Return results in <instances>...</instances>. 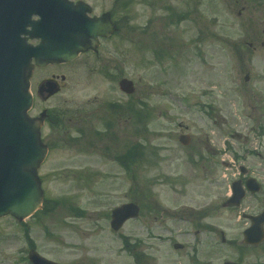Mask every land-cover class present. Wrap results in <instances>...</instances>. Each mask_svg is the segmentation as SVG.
<instances>
[{"label":"rangeland","instance_id":"obj_1","mask_svg":"<svg viewBox=\"0 0 264 264\" xmlns=\"http://www.w3.org/2000/svg\"><path fill=\"white\" fill-rule=\"evenodd\" d=\"M121 1H128L127 10L122 7L119 12L129 16L126 27L105 41L101 55L92 59L97 64L103 52H115V83L100 70L92 74L83 57L67 65H50L41 76L62 72L66 87L41 105L77 111L80 104L97 100L101 107L93 123L102 129V116L107 114L103 105L109 99L127 100L138 110L142 102L151 111L149 126L142 131L134 119L117 124V132L132 134L118 139L116 152L147 137L151 142L146 159L135 160L124 170L98 145L86 152L75 143L50 145L39 173L48 200L25 226L9 215L0 218V264H30L25 227L31 245L60 264H136L135 253L145 256L140 264L226 259L264 264V243L242 247V231L249 221L241 217L242 212L253 214L264 207V0ZM123 74L134 81L130 99L118 89ZM182 131L191 137L187 148L177 140ZM159 143L179 147L169 155L172 158L164 159L150 151ZM239 164L250 169L261 191L247 195L238 207H223L231 183L241 177ZM163 170L166 174L176 170L188 182L184 187L162 185L156 179ZM148 200L174 209L207 210L201 222L210 230L194 235V217L162 225L155 209L146 210ZM54 201L58 203L53 205ZM130 201L139 204V216L113 231L111 210ZM175 241L185 247L174 249Z\"/></svg>","mask_w":264,"mask_h":264},{"label":"water","instance_id":"obj_2","mask_svg":"<svg viewBox=\"0 0 264 264\" xmlns=\"http://www.w3.org/2000/svg\"><path fill=\"white\" fill-rule=\"evenodd\" d=\"M65 1L0 0V217L9 213L23 220L40 206L42 199L36 170L44 158L45 148L39 143L38 122L29 119L26 113L32 101L26 79L30 57L36 56L39 63L42 60L68 61L85 49L83 43L93 45L97 35H105L110 29L103 20L86 19L80 10L87 25L86 31L84 26L80 27V31L76 25L79 27L81 24L73 23L71 19V15L75 14L60 9ZM59 10L64 14L63 20L56 21ZM37 12L42 17L39 24L63 25L65 30L56 34L57 40H45V44L33 49L34 52L20 36L25 33L22 27L30 23L31 14ZM38 22L32 23L34 29ZM120 85L127 92L133 91L132 83L126 79ZM52 91L49 89V94ZM240 169L243 173L247 172L242 166ZM247 185L253 192L259 190V185L252 179ZM232 191L233 195L227 203L238 204L244 196L240 181L233 183ZM138 210L134 203L114 209L111 227L118 230L125 220L136 217ZM251 220V226L244 231V242L255 244L264 237V212L252 216ZM28 257L32 264H58L34 250H30Z\"/></svg>","mask_w":264,"mask_h":264},{"label":"flooded vegetation","instance_id":"obj_3","mask_svg":"<svg viewBox=\"0 0 264 264\" xmlns=\"http://www.w3.org/2000/svg\"><path fill=\"white\" fill-rule=\"evenodd\" d=\"M87 2L92 9L91 16H101L105 13H109L108 18L116 22L117 21V12L118 10H121L122 7L128 5V1L122 2L121 0H100L101 3H97L91 0H84ZM108 1V2H107ZM98 9V11H97ZM117 23V22H116ZM116 35V32L110 35L107 38H100V45L97 50H89L86 52L81 53L77 58L83 57V65L85 67H88L91 69L92 74L96 73L98 70H100V73L102 76L106 79L111 80L115 83V70H116V57L114 56L115 52H103L104 56L102 57V60H100L99 63H93L92 59H96L101 55L100 52H102V46L105 44V41L111 40ZM121 55V54H120ZM75 61V60H73ZM59 63V64H50V65H67L72 63ZM45 67H37L35 66L32 69L31 76H30V89L33 95V104L30 110V114L32 117H38L43 113L44 119L43 123L40 126V138L42 140V143L48 146V156L51 151V146L54 144H78L80 147V151L86 152L87 150L90 151V148L94 147L95 145H98V148L103 150V154H109L112 156L113 159H115V156L118 153L123 154L125 158V166H130L131 162V154L129 152L130 149H127L126 147L122 149L119 152H116V145L118 144V139H123L127 135H131V131L127 132L124 131V134H122L121 130L120 132H117L116 127L117 124L121 126L122 121L130 122L132 119V106L127 102H123L119 99L114 100H108L103 105V110L108 114H105L102 116V129H98L95 126V118L99 115L96 113L100 112L101 104L97 100H92L89 103L86 104H80V106L77 108V111L75 109L72 110H65L64 107L59 108H50L42 106L41 104L49 99L51 96L46 97L47 91L46 89H49L50 86L56 91L52 96L59 94L63 88L66 87V78L65 75L62 72L54 73L52 72L48 76H41L43 73V70H45L48 66ZM51 66V67H52ZM40 71V72H39ZM40 74V76H39ZM128 77L126 75H121V78ZM119 79V80H120ZM118 80V81H119ZM129 96H127V99ZM130 99V98H129ZM142 121L145 127H148V122L151 118V111L148 108V106H145L142 104ZM183 134V133H181ZM154 137L152 138V140ZM160 139V138H156ZM151 140V138H149ZM169 140V139H167ZM147 137L143 140V153L146 155V149L149 146V143L151 141H148ZM188 144L190 145L191 139L188 136L187 138ZM121 143V142H120ZM120 143L118 145H120ZM106 144V145H105ZM110 144V145H108ZM105 145V146H104ZM164 143H159L157 146L153 149H151V154L153 155H162L165 157L164 159H170L172 157H169L171 152L175 150V147H181V148H187L186 145H175V147L166 148L164 146ZM111 146L112 151L110 152ZM106 147V148H105ZM118 151V149H117ZM167 151L166 154L163 152ZM160 152H162L160 154ZM193 150L190 151V155H193ZM200 157V155H199ZM191 159V160H190ZM188 158V162H193L192 158ZM127 169V168H125ZM80 170L84 173L85 165L83 164L80 168ZM163 170L162 175H159V177L156 179L157 182H161L160 184H166L168 186L172 185L174 186L175 183L179 184V186L184 187L185 184L188 182L187 179L180 176L181 174L178 171H173L171 174L164 173ZM93 173V172H92ZM182 180V181H181ZM216 184H219L218 180H215ZM220 187L223 188V182L220 183ZM150 209H155L160 217L155 216L156 219L159 220V223L164 225L167 222H175L177 220H183V221H189L190 219L197 218L198 219V227H196V233H199L201 230H210L206 224H203L201 222V219L206 217L208 211H196L191 206H182L181 208L174 209L171 207H168L166 205H162L161 203L157 201H150L148 200V203L146 205V210L150 211ZM264 209V207L262 208ZM167 230H169L167 228ZM170 234L172 231H169ZM158 236L162 237V235ZM164 240V239H163ZM178 241L173 242V247L175 243ZM179 244H182V247L180 249H183L185 247V243L180 242ZM197 255V253L195 254ZM144 255H141V258H144Z\"/></svg>","mask_w":264,"mask_h":264},{"label":"trees","instance_id":"obj_4","mask_svg":"<svg viewBox=\"0 0 264 264\" xmlns=\"http://www.w3.org/2000/svg\"><path fill=\"white\" fill-rule=\"evenodd\" d=\"M135 155H136V152L135 150L133 149V157L135 158Z\"/></svg>","mask_w":264,"mask_h":264},{"label":"bare ground","instance_id":"obj_5","mask_svg":"<svg viewBox=\"0 0 264 264\" xmlns=\"http://www.w3.org/2000/svg\"><path fill=\"white\" fill-rule=\"evenodd\" d=\"M0 62H1V60H0Z\"/></svg>","mask_w":264,"mask_h":264}]
</instances>
